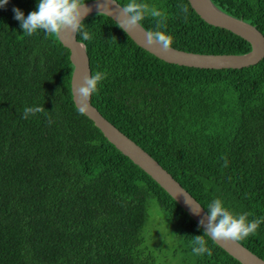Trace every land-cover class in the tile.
I'll return each mask as SVG.
<instances>
[{"label": "trees", "instance_id": "obj_1", "mask_svg": "<svg viewBox=\"0 0 264 264\" xmlns=\"http://www.w3.org/2000/svg\"><path fill=\"white\" fill-rule=\"evenodd\" d=\"M91 0H85L89 2ZM124 6L128 0H116ZM38 0L0 8V264H162L144 241L155 203L174 228L177 264H241L147 173L111 144L73 101L74 67L59 37L23 34ZM164 13L142 26L197 54H245L251 45L206 23L188 0H138ZM264 34V0H212ZM187 9V12L184 9ZM91 72H106L92 105L167 170L208 212L215 198L249 219L264 217V59L242 69L166 63L111 18L84 21ZM159 24V27H158ZM44 110L24 117L25 107ZM264 260V223L239 241Z\"/></svg>", "mask_w": 264, "mask_h": 264}, {"label": "water", "instance_id": "obj_2", "mask_svg": "<svg viewBox=\"0 0 264 264\" xmlns=\"http://www.w3.org/2000/svg\"><path fill=\"white\" fill-rule=\"evenodd\" d=\"M193 10L209 25L222 28L246 40L251 50L245 54H197L171 47L164 50L160 45L150 46L147 43L148 31L142 26L132 30H123L141 48L166 63L197 69H242L254 66L264 59V34L252 24L243 19L235 18L220 10L212 0H188ZM87 3L89 9L84 20L94 14H102L111 18L117 24L125 19V14L116 0H91ZM119 25V24H118ZM120 26V25H119ZM61 43L70 51V60L74 67L71 90L76 107H81L80 96L77 92L83 84L85 75L92 74L90 59L85 45L78 41L77 34L63 32L58 36ZM75 94V98H74ZM79 109V108H78ZM84 114L94 122L105 138L123 155L147 173L161 188H163L179 206L200 226V221L207 222L208 212L201 204L165 170L141 146L120 131L107 120L91 103ZM202 228V227H201ZM203 229V228H202ZM219 247L241 264H264V260L251 252L240 242L231 240L214 241Z\"/></svg>", "mask_w": 264, "mask_h": 264}, {"label": "clouds", "instance_id": "obj_3", "mask_svg": "<svg viewBox=\"0 0 264 264\" xmlns=\"http://www.w3.org/2000/svg\"><path fill=\"white\" fill-rule=\"evenodd\" d=\"M9 0H0V8L4 7ZM115 3V0H113ZM125 14V19L119 22L123 30H132L140 26L147 16L165 19L164 13L147 3L138 0H128V3L121 7ZM15 19L19 21L23 34L31 36L38 31H42L53 38L58 37L63 32L79 34L84 41H88L90 33L85 29L84 17L89 9L85 0H38L36 10L25 16L19 9H13ZM187 12V9H184ZM159 27V24H158ZM173 37L165 31L155 30L147 33V43L150 46L160 45L164 50L170 49L173 45ZM106 72L97 71L94 74L85 75L83 84L78 87L80 96L78 107L81 114L88 108L90 97L97 93L102 81L106 78ZM75 98V94H74ZM40 106L25 107L24 117L42 112ZM207 222L200 221L203 234L194 237L192 251L196 255H212V249L208 246V241L231 240L235 242L243 241L250 235L257 232L264 223V217L249 219L247 212H234L226 205L224 199L217 197L208 205Z\"/></svg>", "mask_w": 264, "mask_h": 264}, {"label": "rangeland", "instance_id": "obj_4", "mask_svg": "<svg viewBox=\"0 0 264 264\" xmlns=\"http://www.w3.org/2000/svg\"><path fill=\"white\" fill-rule=\"evenodd\" d=\"M174 228L168 222L165 214L155 203L149 208L148 222L143 234L145 244L152 250L163 248V252H157L162 264H177L181 261L180 252L174 256L173 251L178 247V239L173 236Z\"/></svg>", "mask_w": 264, "mask_h": 264}]
</instances>
